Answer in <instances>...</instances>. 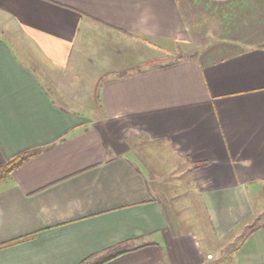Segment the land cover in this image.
<instances>
[{"label": "crops", "instance_id": "crops-1", "mask_svg": "<svg viewBox=\"0 0 264 264\" xmlns=\"http://www.w3.org/2000/svg\"><path fill=\"white\" fill-rule=\"evenodd\" d=\"M36 148L0 183V264L132 241L105 264H217L234 238L231 264H264V0H0V166ZM181 188L210 246L175 223Z\"/></svg>", "mask_w": 264, "mask_h": 264}, {"label": "rangeland", "instance_id": "rangeland-1", "mask_svg": "<svg viewBox=\"0 0 264 264\" xmlns=\"http://www.w3.org/2000/svg\"><path fill=\"white\" fill-rule=\"evenodd\" d=\"M100 38L99 36L94 37L93 42L88 46V53L89 56L92 55L95 48L98 46H102L103 44L99 45ZM125 42V41H124ZM123 46V47H122ZM91 48V49H90ZM101 48V47H99ZM123 48V49H122ZM105 51L104 49H100ZM132 49L131 44H122V42L115 43L112 47V54H111V62L112 63H120L123 62V64H127V62L130 60L132 55ZM109 60V59H108ZM97 61V60H96ZM110 61H107L108 64H111ZM183 189L186 190V195L180 194L177 199V203L174 204L173 213L176 216V219H174L175 223L178 225L180 224V228L184 231L192 230L194 231L201 243L212 241L213 237L211 235V228L208 223L205 211L202 209V205L197 201V197L192 195L193 200L192 201H186L191 197L188 196L190 192H187L188 190L186 188H181L178 190L179 193L183 192ZM184 190V191H185ZM257 196L254 197L255 201L254 205L256 203L257 207H260L262 210H264V187L261 189L259 188L257 191ZM264 212V211H262ZM264 223V215L254 218L251 220L250 224L253 226L255 225H262ZM232 241V240H231ZM240 244V238H234V240L229 244L226 243L223 246V250L219 256H217L215 263L217 264H228V262L232 261V254L234 253L237 245ZM211 247H216L214 243H211Z\"/></svg>", "mask_w": 264, "mask_h": 264}, {"label": "trees", "instance_id": "trees-1", "mask_svg": "<svg viewBox=\"0 0 264 264\" xmlns=\"http://www.w3.org/2000/svg\"><path fill=\"white\" fill-rule=\"evenodd\" d=\"M182 58V56H178L176 58H171L169 60H166L165 62H156L152 64L153 66L157 65H167L171 64L177 60ZM42 148H36L28 151H24L20 154H17L13 156L12 158L8 159L7 162L3 165L0 166V183L4 181L6 178H8L15 170L20 168L26 161L31 159L32 157L36 156ZM249 227H253V224ZM149 243L147 242H142L136 244V242H126L124 244H120L118 246H115L105 252H102L98 255L92 256L88 259H86L83 263L81 264H105L120 255L127 253L129 251L139 249ZM228 264H231V260L228 262Z\"/></svg>", "mask_w": 264, "mask_h": 264}]
</instances>
